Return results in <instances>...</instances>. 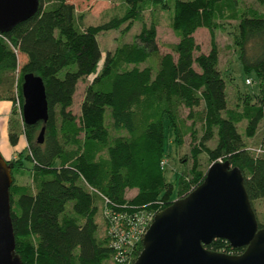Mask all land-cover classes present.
I'll return each mask as SVG.
<instances>
[{"label":"trees","instance_id":"trees-1","mask_svg":"<svg viewBox=\"0 0 264 264\" xmlns=\"http://www.w3.org/2000/svg\"><path fill=\"white\" fill-rule=\"evenodd\" d=\"M120 1V14L88 26L68 0H38L32 18L0 33V101L12 102L15 92L22 111V77L33 74L43 81L48 105L45 124L26 126L21 119L19 130L8 133L12 147L21 137L26 143L16 159L6 160L21 264H133L142 238L120 262L115 224L129 233V220L152 223L158 212L199 187L207 174L204 155L211 165L229 162L240 169L252 204L264 200V140L258 148L246 142L264 126V13L241 8L236 0ZM149 9L169 13L177 42L167 46L168 53L160 52L156 21L144 20ZM227 21L236 23L234 44L244 72L257 77V103L239 98L241 103L229 106L217 44L212 38L211 50L203 53L194 39L199 29L212 36L223 32ZM134 24L141 27L131 42L102 57L97 37L121 29L125 34ZM86 80L76 116L73 97ZM42 127L44 141L38 144ZM166 128L174 149L187 136L191 141L192 163L176 187L165 176ZM212 141L215 148L208 146ZM24 160L32 164L31 187L14 177ZM131 190L136 194L126 199ZM207 248L234 256L245 251L222 239Z\"/></svg>","mask_w":264,"mask_h":264},{"label":"water","instance_id":"water-1","mask_svg":"<svg viewBox=\"0 0 264 264\" xmlns=\"http://www.w3.org/2000/svg\"><path fill=\"white\" fill-rule=\"evenodd\" d=\"M38 0H0V33L32 18ZM21 93L23 124H45L48 105L40 77L25 74ZM45 127L37 137L44 141ZM12 168L0 154V264H21L15 254L9 189ZM227 241L234 256L209 250L215 240ZM133 264H264V227L249 198L242 171L229 162L213 163L204 182L185 197L158 212L142 238Z\"/></svg>","mask_w":264,"mask_h":264},{"label":"rangeland","instance_id":"rangeland-1","mask_svg":"<svg viewBox=\"0 0 264 264\" xmlns=\"http://www.w3.org/2000/svg\"><path fill=\"white\" fill-rule=\"evenodd\" d=\"M72 3L76 9L77 15L83 16L84 25L94 26L101 24L109 19L111 16L121 13V1L120 0H68ZM238 6L241 8H254L264 13V5L261 6L257 0H236ZM144 20L147 24L152 21H156V33L157 44L161 53H168V45L177 42L176 36L173 34L170 27V16L167 11L159 9H149L144 12ZM225 30L223 32H217L214 36L207 29H199L194 34V39L197 44L201 46L203 53H209L212 47V40L214 39L220 51V68L224 73V78L227 82L228 102L230 107H236L237 103L248 100L250 102L256 101V98H252L257 94L259 83L257 77L254 74H246L242 68V65L238 58V52L235 48V30L236 23L233 21H227L225 23ZM140 25L134 24L129 32L123 34L122 29L119 31H109L100 34L97 37L99 48L102 51V57L106 51H113L118 45L122 43L131 42L135 34L140 31ZM213 38V39H212ZM19 65L24 64L25 58L18 56ZM251 80L252 85H247L246 81ZM89 81H81L76 87V91L73 97L72 113L76 116L79 115V108L84 96L85 87ZM16 93L12 94L13 101H0V154L5 160L16 159L17 150H22L26 147L24 138L21 137L17 146L12 147L8 141L9 131L16 130L18 128V122L21 121V106L16 103ZM248 94V95H247ZM253 95V96H252ZM5 97V95H0ZM251 96V97H249ZM239 98L241 101H239ZM18 100V99H17ZM20 113V114H19ZM245 124V123H244ZM165 126L166 122H165ZM12 128V130H11ZM243 129V128H242ZM170 135L165 129V150L168 156L163 160L165 167V176L169 183L176 187L180 174L188 168H190L192 160L190 158L191 141L187 136L183 145L174 149L169 142ZM264 140V126L261 127L257 137L255 139H246L248 147L258 148L262 145ZM217 141H212L208 144L209 147L215 148ZM15 151V153H13ZM184 160V162H183ZM202 169L208 171L211 166L209 158L203 156L200 158ZM9 161V160H8ZM14 177L16 183L19 185L32 186V164L29 161L24 160V169L14 171ZM136 194L135 190L126 191V199H131ZM256 211L258 221L261 225H264V200L257 201L253 204ZM96 222L99 226L102 225V219L100 214L96 217ZM100 237H103L104 229L100 228Z\"/></svg>","mask_w":264,"mask_h":264},{"label":"built area","instance_id":"built-area-1","mask_svg":"<svg viewBox=\"0 0 264 264\" xmlns=\"http://www.w3.org/2000/svg\"><path fill=\"white\" fill-rule=\"evenodd\" d=\"M92 78V77H91ZM89 78L88 80H91ZM247 85H252L251 80L246 81ZM17 105H19L18 100L16 99ZM129 224V233H125V231L119 232V230L116 229V224H115V244L114 248L119 251L118 253V259L120 262L126 261L128 256L130 255L132 249H133V243H135L138 239L143 238V235L147 231L151 222L150 218L147 219V223L145 221H142L139 219L136 223L131 222L130 220L128 221ZM118 231V232H117Z\"/></svg>","mask_w":264,"mask_h":264},{"label":"crops","instance_id":"crops-1","mask_svg":"<svg viewBox=\"0 0 264 264\" xmlns=\"http://www.w3.org/2000/svg\"><path fill=\"white\" fill-rule=\"evenodd\" d=\"M17 151H18V150H17ZM17 151H16V153H17ZM13 153H15V151H13ZM13 156H14V154H13ZM13 156H11V158H12ZM11 158H10V159H11ZM10 159H8V160H10ZM8 160H7V161H8Z\"/></svg>","mask_w":264,"mask_h":264}]
</instances>
